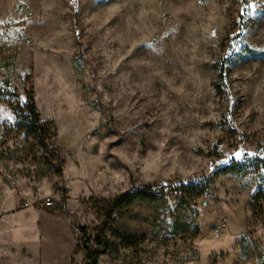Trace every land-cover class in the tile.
Returning a JSON list of instances; mask_svg holds the SVG:
<instances>
[{"label": "rangeland", "instance_id": "374dc122", "mask_svg": "<svg viewBox=\"0 0 264 264\" xmlns=\"http://www.w3.org/2000/svg\"><path fill=\"white\" fill-rule=\"evenodd\" d=\"M0 21V264H85L82 229L97 264H264V0H0Z\"/></svg>", "mask_w": 264, "mask_h": 264}, {"label": "trees", "instance_id": "16d2710c", "mask_svg": "<svg viewBox=\"0 0 264 264\" xmlns=\"http://www.w3.org/2000/svg\"><path fill=\"white\" fill-rule=\"evenodd\" d=\"M29 111L28 113L25 115L24 113H20V115L26 119V121H28V125H26V129L28 131H30L32 134L34 133H41V131H44V127L43 125L40 123V115L39 113L37 112V109L35 107L34 104H29L27 105L26 107ZM36 140L39 142V138L36 137ZM208 177H204V178H199L197 176H193L191 177L189 180L186 181L185 184H183L184 187H191L192 184L197 181V180H204V179H208ZM205 182V181H204ZM203 188L206 187V185H204L203 183ZM162 189V188H161ZM147 190H151V189H147ZM200 194L202 193H206L205 190H200L199 192ZM134 195H136L134 192H126V194L118 197L116 199V204H119L120 206H124L128 201L129 199H131L132 197H134ZM138 195V193H137ZM136 195V196H137ZM90 237L89 235L87 234V231L86 229H82V243L83 245L85 246L86 248V262L85 264H97L98 263V259L100 257V255L103 253L104 249L106 248L107 246V240L104 238V239H99V247H90L89 245H87L88 241H89Z\"/></svg>", "mask_w": 264, "mask_h": 264}, {"label": "built area", "instance_id": "2783aa9c", "mask_svg": "<svg viewBox=\"0 0 264 264\" xmlns=\"http://www.w3.org/2000/svg\"><path fill=\"white\" fill-rule=\"evenodd\" d=\"M61 184V182L59 183V185ZM63 187L65 188H69V185L68 184H65L63 185ZM43 208H55L56 207V201L54 199V196H47L45 197L44 199H42V202H41ZM225 226V222L222 221L219 223V228H223Z\"/></svg>", "mask_w": 264, "mask_h": 264}, {"label": "snow or ice", "instance_id": "6c2138e0", "mask_svg": "<svg viewBox=\"0 0 264 264\" xmlns=\"http://www.w3.org/2000/svg\"><path fill=\"white\" fill-rule=\"evenodd\" d=\"M4 23L3 21H0V24Z\"/></svg>", "mask_w": 264, "mask_h": 264}]
</instances>
